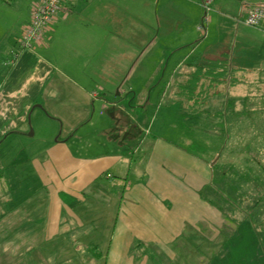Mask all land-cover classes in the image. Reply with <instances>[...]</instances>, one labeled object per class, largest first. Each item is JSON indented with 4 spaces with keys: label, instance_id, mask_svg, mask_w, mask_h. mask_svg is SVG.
Instances as JSON below:
<instances>
[{
    "label": "crops",
    "instance_id": "0c3cea01",
    "mask_svg": "<svg viewBox=\"0 0 264 264\" xmlns=\"http://www.w3.org/2000/svg\"><path fill=\"white\" fill-rule=\"evenodd\" d=\"M35 1L0 0V264H145L141 248L212 246L199 226L221 230L211 197H228L213 189L215 169L239 157L224 151L244 129L245 100L264 118L261 97L242 90L264 86V33L238 21L264 0H212L202 42L192 41L200 0H64L42 39L22 48ZM160 36L180 43L161 62ZM170 61L171 74L151 86L204 106L189 109L187 131L134 141L147 120V71ZM200 70L203 95L184 96ZM30 118L62 129L22 159Z\"/></svg>",
    "mask_w": 264,
    "mask_h": 264
},
{
    "label": "rangeland",
    "instance_id": "374dc122",
    "mask_svg": "<svg viewBox=\"0 0 264 264\" xmlns=\"http://www.w3.org/2000/svg\"><path fill=\"white\" fill-rule=\"evenodd\" d=\"M32 1L34 2L35 0ZM201 11L203 12V10ZM209 12H212V5ZM209 12L208 14L210 15ZM238 21L248 27L244 23V18H238ZM198 24L199 22L196 25ZM262 32L264 33V31ZM207 33L205 36L199 32L196 33L195 39L192 41H204ZM238 38L239 36L235 37V32L233 31L227 46H237ZM175 42L178 43V40L172 36H165L164 38L160 36L156 40L154 51H159L160 62L173 57L171 48L174 47ZM188 45L181 46V49L188 51L190 49ZM219 46H226V37L220 41ZM171 63L172 61L168 62L167 65H162L161 63L159 71L153 70L151 66L147 71L150 80V87L146 88V91H149L145 115L147 120L141 129L133 130L134 141L139 142L146 138L151 139L157 133H162L165 137L171 139L173 136L168 131L172 132V128L179 129L181 132L187 131L190 124L188 117L191 112H189V109L191 111L196 110V108L201 110L204 106L200 102L196 104L184 102L186 100L183 98L182 102L175 104L172 92L176 87H162L161 85L159 88H155L153 84L151 86V80L155 79V77H159L161 82L164 77L171 74L170 70H168L172 66ZM158 90L160 96H158ZM180 90H182L184 96L197 94L200 90L202 91L200 95H203L205 88L188 85L180 88ZM242 90L247 96L261 97L260 106L264 109V86L255 88L244 87ZM163 94L166 96L161 99L160 97ZM244 103L246 111L244 118L241 119L244 122L242 125L244 129L239 131L236 140L233 136L230 137L224 151L225 153H232L233 150H236L234 152L240 153L239 157L229 159L232 166L226 163L227 165L221 168L218 164L214 173L213 189L222 193L227 191L225 194L228 197L218 199L216 196H212L211 199L224 211L223 217L226 222L222 225L221 230L219 227L217 232L214 230L213 234L209 235L203 226H199V231L203 234L205 233L209 240L212 239V246H207L205 241L197 239L195 243H192L193 246L141 248L139 249L140 251L147 250L149 252V262L145 264H264V118L261 120L252 118L248 114L249 102L245 100ZM224 104L225 102H223ZM160 105L162 109L159 108ZM175 105L182 112L181 116L175 113ZM257 107H259V104ZM198 109L197 111L199 112L200 110ZM29 121L26 132L28 139H26L24 146L16 148L21 149L16 152L19 153V157L22 159H26L28 153L35 151V149L31 148L30 152L29 146H35L38 149L37 153L42 154V151L39 150V148H42L41 144H46L50 138L59 134L62 129V124H60L59 120H55V123H52L49 119L37 120L30 118ZM144 121L143 119L142 123ZM160 124H162L163 128H160ZM157 130L160 132H157ZM48 132L49 134H47ZM7 168V166H4V170ZM220 172H223V174ZM221 178L223 179V185H220L219 182Z\"/></svg>",
    "mask_w": 264,
    "mask_h": 264
},
{
    "label": "built area",
    "instance_id": "2783aa9c",
    "mask_svg": "<svg viewBox=\"0 0 264 264\" xmlns=\"http://www.w3.org/2000/svg\"><path fill=\"white\" fill-rule=\"evenodd\" d=\"M63 1L40 0L32 8L30 23L25 27L20 38V46L22 48L30 49L42 39L45 28L54 20L61 9ZM211 3L212 0H200L203 12L196 29L203 36L206 34L208 12L210 11ZM244 23L247 26L264 31V2L258 3L248 10ZM13 61L14 59H11L9 63H13Z\"/></svg>",
    "mask_w": 264,
    "mask_h": 264
},
{
    "label": "trees",
    "instance_id": "16d2710c",
    "mask_svg": "<svg viewBox=\"0 0 264 264\" xmlns=\"http://www.w3.org/2000/svg\"><path fill=\"white\" fill-rule=\"evenodd\" d=\"M201 77H204V70H200L198 73H195L193 76H192V83L194 84L193 86L196 87L197 85V82L198 80L201 78Z\"/></svg>",
    "mask_w": 264,
    "mask_h": 264
}]
</instances>
